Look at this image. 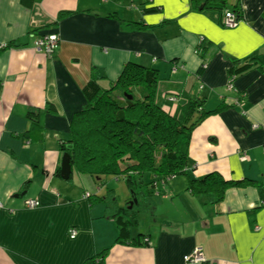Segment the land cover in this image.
Instances as JSON below:
<instances>
[{
  "label": "crops",
  "instance_id": "obj_1",
  "mask_svg": "<svg viewBox=\"0 0 264 264\" xmlns=\"http://www.w3.org/2000/svg\"><path fill=\"white\" fill-rule=\"evenodd\" d=\"M204 3L0 0V264H85L107 250L105 264H187L200 247L201 264H264V0H227L225 9L241 14L235 28ZM51 33L60 46L49 57L34 42ZM250 56L241 71L235 63ZM134 63L157 73V97H172L179 119L194 98L204 101L194 113L203 119L191 134L188 176L153 188L140 211L150 224L119 241L122 209L111 214L85 180L74 182L82 173L73 166L63 180L61 144L87 105L88 82L110 91ZM212 175L238 184L220 202L188 188Z\"/></svg>",
  "mask_w": 264,
  "mask_h": 264
},
{
  "label": "trees",
  "instance_id": "obj_2",
  "mask_svg": "<svg viewBox=\"0 0 264 264\" xmlns=\"http://www.w3.org/2000/svg\"><path fill=\"white\" fill-rule=\"evenodd\" d=\"M22 2L25 6H32L33 0ZM209 5L211 8H219L222 15L229 10L225 9L227 0H205L203 8ZM229 11L241 17L238 10ZM254 59V56H250L235 64H242L239 69L245 71ZM231 73L232 76L235 74L233 70ZM121 75L110 91L103 90L96 79L90 80L84 87L87 105L74 115L70 123L71 138L61 144V151L70 154L75 170L90 175L99 187L104 185L105 181H102L106 176L124 180L127 188L132 191V199H140L135 209L144 206V203H151L152 189L156 183H167L176 176H188L191 134L203 119L195 118L194 113L200 111L204 101L200 98L189 100L183 106L185 115L181 120L177 116L179 108L174 111L172 103H168L172 97L166 98L165 103L157 97V73L153 69L135 63L128 64ZM116 87L123 94L137 87L136 95L132 100L128 96L116 97L113 94ZM53 109L52 106L48 107V110L55 112ZM29 118L31 122L39 124L36 113L31 112ZM236 185L212 175L204 179H190L188 188L197 195L213 193L217 202H220L225 191ZM109 192L107 196L98 199L121 209L113 190ZM130 204L128 202L122 210L128 215V220H124L118 213L114 216L118 221L119 241L129 238V226H138L139 211L129 214ZM107 251L97 254L85 264H105Z\"/></svg>",
  "mask_w": 264,
  "mask_h": 264
},
{
  "label": "rangeland",
  "instance_id": "obj_3",
  "mask_svg": "<svg viewBox=\"0 0 264 264\" xmlns=\"http://www.w3.org/2000/svg\"><path fill=\"white\" fill-rule=\"evenodd\" d=\"M54 56V55H53ZM117 83V82H116ZM116 85V84H115ZM158 86V85H157ZM119 87H116L114 91L118 90ZM158 89V88H157ZM136 91H137V87H135V89L129 91L128 93L125 92L123 94V96L125 94L129 95L130 97H135L136 95ZM158 93V92H157ZM158 95V94H157ZM180 178H184V177H180ZM79 179V180H85L87 182L86 184V189L87 191H89V193H91L92 195H95L97 197H102V196H107L109 191L114 192V196L117 198V203H119L120 208L123 210L124 208L127 207V203L128 201L131 202L132 199V191L129 190V188H127V184L124 180H118V179H114L112 177H104L102 183L105 181L104 185L101 187V190H97V185L96 182L93 180V178L91 179L90 175H86V174H81L80 178L79 175L75 173V176L73 178L74 182ZM98 181V180H97ZM99 182V181H98ZM110 193V192H109ZM138 200V202L140 201V199L135 198ZM133 199V200H135ZM151 204V203H150ZM149 203H144V206L140 207H135V209L133 211H131L129 214H134L136 213V211L138 210L139 213H137V218H138V222H140L141 226H129L128 230H135V231H139V233L141 232L142 229H144L145 227H147V224H150V216L148 213H146L145 215L141 216L140 214V209L144 210L145 207H148L150 205ZM113 210L111 211V214L114 211H117V209H115L114 207L110 206ZM116 207V206H115ZM130 208V207H129ZM122 218H126L127 220L129 219L128 215L125 214L123 211L120 212L119 214Z\"/></svg>",
  "mask_w": 264,
  "mask_h": 264
},
{
  "label": "built area",
  "instance_id": "obj_4",
  "mask_svg": "<svg viewBox=\"0 0 264 264\" xmlns=\"http://www.w3.org/2000/svg\"><path fill=\"white\" fill-rule=\"evenodd\" d=\"M240 21V18L238 15H236L232 11H225L224 19H223V24L228 27V28H235L239 24L238 22ZM35 48L38 51L44 52L46 55L49 57H52L56 50L60 46V37L58 34L51 33L47 36H44L34 42ZM230 89H233V85H229ZM256 127V126H255ZM37 201H27L26 206L34 209L35 206H38ZM2 207V202L0 201V208ZM75 231L72 233V237L75 235ZM185 262L187 264L189 263H194V264H201L202 262L205 261V257L203 256V249L202 247L196 248L192 253L189 255L185 256Z\"/></svg>",
  "mask_w": 264,
  "mask_h": 264
},
{
  "label": "water",
  "instance_id": "obj_5",
  "mask_svg": "<svg viewBox=\"0 0 264 264\" xmlns=\"http://www.w3.org/2000/svg\"><path fill=\"white\" fill-rule=\"evenodd\" d=\"M124 96H128V95L125 94ZM128 98L130 100L133 99L130 96H128ZM61 159H62V164H61V168H60L61 176H62L63 180L68 181L69 178L71 177L72 171H73L72 170V163H71L72 158H71L69 153H64ZM131 203L138 204L139 202L135 199Z\"/></svg>",
  "mask_w": 264,
  "mask_h": 264
},
{
  "label": "bare ground",
  "instance_id": "obj_6",
  "mask_svg": "<svg viewBox=\"0 0 264 264\" xmlns=\"http://www.w3.org/2000/svg\"><path fill=\"white\" fill-rule=\"evenodd\" d=\"M172 178H174V177H172ZM160 184H162V183H160ZM164 184V183H163ZM155 187H157L158 186V184L156 183L155 185H154ZM132 196H133V194H132ZM84 197L86 198V199H90L91 197H92V195L91 194H89V193H86L85 195H84ZM137 200V199H136ZM35 201H37V200H35ZM133 201V199L131 200V202ZM138 201V200H137ZM38 202V201H37ZM131 202H129V203H131ZM27 203V201L25 202V204ZM39 203V202H38ZM136 203H134V205H135ZM39 205V204H38ZM130 205H133V203H131ZM137 206L139 205V203L138 204H136ZM2 207H3V203H2ZM27 207V206H26ZM36 207H38V206H36ZM29 208V207H28ZM129 210L130 211H133L134 210V207L133 206H131L130 208H129Z\"/></svg>",
  "mask_w": 264,
  "mask_h": 264
},
{
  "label": "clouds",
  "instance_id": "obj_7",
  "mask_svg": "<svg viewBox=\"0 0 264 264\" xmlns=\"http://www.w3.org/2000/svg\"><path fill=\"white\" fill-rule=\"evenodd\" d=\"M129 96V95H128ZM124 97H127V96H124ZM175 97V96H174ZM132 100V99H131Z\"/></svg>",
  "mask_w": 264,
  "mask_h": 264
}]
</instances>
